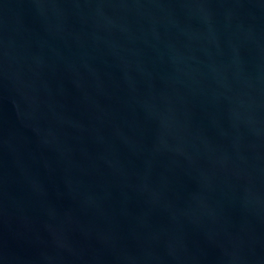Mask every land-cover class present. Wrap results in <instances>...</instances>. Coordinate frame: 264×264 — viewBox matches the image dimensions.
Wrapping results in <instances>:
<instances>
[{"label": "water", "instance_id": "obj_1", "mask_svg": "<svg viewBox=\"0 0 264 264\" xmlns=\"http://www.w3.org/2000/svg\"><path fill=\"white\" fill-rule=\"evenodd\" d=\"M0 264H264V0H0Z\"/></svg>", "mask_w": 264, "mask_h": 264}]
</instances>
